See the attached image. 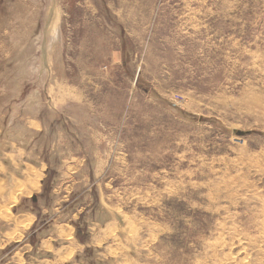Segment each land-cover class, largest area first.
Returning a JSON list of instances; mask_svg holds the SVG:
<instances>
[{"label": "rangeland", "instance_id": "374dc122", "mask_svg": "<svg viewBox=\"0 0 264 264\" xmlns=\"http://www.w3.org/2000/svg\"><path fill=\"white\" fill-rule=\"evenodd\" d=\"M262 206L264 0H0V264H264Z\"/></svg>", "mask_w": 264, "mask_h": 264}, {"label": "bare ground", "instance_id": "6f19581e", "mask_svg": "<svg viewBox=\"0 0 264 264\" xmlns=\"http://www.w3.org/2000/svg\"><path fill=\"white\" fill-rule=\"evenodd\" d=\"M50 13V14H49ZM54 14H53V11H51V12H47L46 13V15H45V18H46V38H45V40L43 41V42H45V48L43 49V52L45 53V55H47V57H49V56H51L52 54H55L56 52H57V54H58V37H57V33L56 32H52L51 33V28H52V26H53V28L55 29V27H54ZM38 40V39H37ZM37 40H36V42L34 43V46H33V50H37V45H36V43H37ZM42 52V53H43ZM56 54V55H57ZM41 59V58H40ZM38 62H39V60H38ZM39 63H41V62H39ZM31 66V65H30ZM34 67H36L35 66V64H33L32 66H31V69H26L24 72H23V76H22V79L20 80V81H24L25 79H27L28 77H29V75H32L33 74V72H34ZM41 67V66H40ZM39 67V68H40ZM38 69V68H37ZM41 69V68H40ZM36 71V70H35ZM46 73V72H45ZM39 76V75H38ZM42 76V75H41ZM27 77V78H26ZM43 77V76H42ZM42 77H40V78H42ZM39 78V79H40ZM44 78V77H43ZM19 81V82H20ZM42 81H43V79H42ZM22 83V82H21ZM21 83L20 84H17V86L14 88V92L15 93H19V90H21L22 88H21ZM38 96H39V94H38V92H37V94L36 95H32V97L30 98V101H33L34 100V98H38ZM36 101V100H35ZM36 103V102H35ZM38 106V105H37ZM35 112H36V110H35ZM33 113V112H32ZM14 117V116H13ZM31 130V129H30ZM23 130H22V132H20L19 134H18V139L19 140H24V136H23ZM27 173V172H26ZM12 179V178H11ZM15 183V182H14ZM11 201L12 202H14L15 201V199H14V197L11 199ZM10 201V202H11ZM8 207L9 206H7V207H4V208H2L3 209V212H5V210L4 209H7L8 210ZM263 207V206H262ZM2 209H0V211L2 210ZM262 210V215L261 216H259V217H261L262 219H261V223L260 224H262V222H263V224L262 225H264V207H263V209H261ZM0 216H4V214L2 213V212H0ZM259 224V225H260ZM261 229H263V228H261ZM260 229V230H261ZM264 232V231H263ZM262 232V233H263ZM262 233H261V235H262ZM68 237H69V235H68ZM248 240H250V239H248ZM247 241V240H246ZM241 241H239V243H240ZM249 243H250V241H249ZM263 243H264V240H263ZM246 251H247V249H246ZM229 260V259H228Z\"/></svg>", "mask_w": 264, "mask_h": 264}, {"label": "water", "instance_id": "95a60500", "mask_svg": "<svg viewBox=\"0 0 264 264\" xmlns=\"http://www.w3.org/2000/svg\"><path fill=\"white\" fill-rule=\"evenodd\" d=\"M35 199V198H34Z\"/></svg>", "mask_w": 264, "mask_h": 264}]
</instances>
